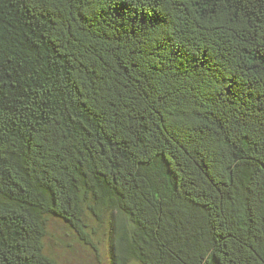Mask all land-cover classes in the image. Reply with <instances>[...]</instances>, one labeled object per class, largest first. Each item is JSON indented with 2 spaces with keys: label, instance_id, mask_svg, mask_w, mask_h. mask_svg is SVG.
Returning a JSON list of instances; mask_svg holds the SVG:
<instances>
[{
  "label": "trees",
  "instance_id": "16d2710c",
  "mask_svg": "<svg viewBox=\"0 0 264 264\" xmlns=\"http://www.w3.org/2000/svg\"><path fill=\"white\" fill-rule=\"evenodd\" d=\"M264 264V0H0V264Z\"/></svg>",
  "mask_w": 264,
  "mask_h": 264
},
{
  "label": "rangeland",
  "instance_id": "374dc122",
  "mask_svg": "<svg viewBox=\"0 0 264 264\" xmlns=\"http://www.w3.org/2000/svg\"><path fill=\"white\" fill-rule=\"evenodd\" d=\"M102 228L94 238V246L85 245L77 234L57 222L50 225L46 239L48 252L53 254L58 264H112L108 250V234Z\"/></svg>",
  "mask_w": 264,
  "mask_h": 264
}]
</instances>
